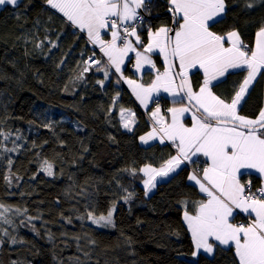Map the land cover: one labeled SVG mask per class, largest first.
I'll use <instances>...</instances> for the list:
<instances>
[{"label": "snow or ice", "instance_id": "6c2138e0", "mask_svg": "<svg viewBox=\"0 0 264 264\" xmlns=\"http://www.w3.org/2000/svg\"><path fill=\"white\" fill-rule=\"evenodd\" d=\"M148 2L46 0L71 25L86 32L88 40L107 57V64L103 66L94 56L89 57L83 62L85 67L79 78L82 79L83 74L95 64V70L103 72L104 78L108 79V69L112 67L121 74L120 79L129 85L141 105L146 106L152 93L160 90L174 97L183 93L188 100V106L168 110L171 113L170 124L160 116L159 108L152 113L153 120L160 127H154L147 137H140L141 141L147 143L148 139L159 135L161 143L165 139L170 140L177 152L159 169L146 165L140 172L148 177L144 181L147 195L156 186L154 181L157 177L168 176L184 161H191L192 156L203 155L206 158L207 166L203 168L202 176L196 171L188 176L207 196L206 201L196 205L194 214L184 212L183 219L196 249L192 255L195 257L201 249L212 254L217 246L231 245L238 264H264V185L252 192L251 181L247 185L241 183L248 170H254L264 178V109L255 119L242 116L238 111L250 85L264 70V27L256 32L255 47L250 50L236 30L224 36L210 31L209 21L216 22L215 18L225 12V0H168V11L172 14L173 24L178 27L149 29L148 43L144 45L137 29L143 19L140 11H147ZM7 5L18 7L19 0H0V6ZM247 6L250 8L252 4ZM102 31H110L111 39H103ZM131 38H134L135 45L143 47V52L137 50ZM155 51L163 59L162 72L149 55ZM129 52L136 53V72L144 65L156 71L151 84L145 86L123 76L121 65ZM197 67L203 70L204 79L199 90L195 91L189 70ZM229 69H245L247 72L231 102L212 91V82L223 77ZM98 83L103 86L104 81ZM189 112L192 125L186 127L181 118ZM121 118L124 121L122 126L131 131L134 113L121 109ZM0 135L5 133L0 132ZM11 163L9 160V166ZM41 170L49 176L53 174L52 165L47 160L41 165ZM5 180L11 183L8 177ZM124 199H131V194ZM0 208L4 206L0 205ZM237 209L248 217V223L233 222ZM113 210L99 217L89 212L88 219L98 226L111 225Z\"/></svg>", "mask_w": 264, "mask_h": 264}]
</instances>
